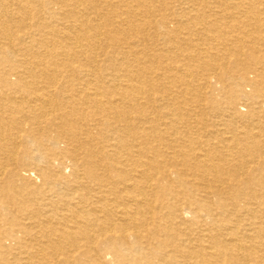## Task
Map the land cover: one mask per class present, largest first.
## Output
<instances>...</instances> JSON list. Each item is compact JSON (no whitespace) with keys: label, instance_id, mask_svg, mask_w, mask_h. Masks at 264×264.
I'll list each match as a JSON object with an SVG mask.
<instances>
[{"label":"bare ground","instance_id":"1","mask_svg":"<svg viewBox=\"0 0 264 264\" xmlns=\"http://www.w3.org/2000/svg\"><path fill=\"white\" fill-rule=\"evenodd\" d=\"M0 264H264V0H0Z\"/></svg>","mask_w":264,"mask_h":264},{"label":"rangeland","instance_id":"2","mask_svg":"<svg viewBox=\"0 0 264 264\" xmlns=\"http://www.w3.org/2000/svg\"><path fill=\"white\" fill-rule=\"evenodd\" d=\"M239 108H240V109H244V110L246 109V107L243 106V105H240Z\"/></svg>","mask_w":264,"mask_h":264}]
</instances>
